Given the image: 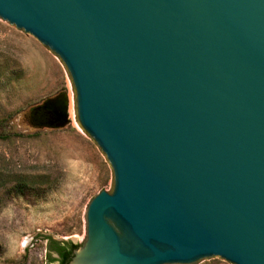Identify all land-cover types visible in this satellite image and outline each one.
I'll list each match as a JSON object with an SVG mask.
<instances>
[{"label":"water","instance_id":"1","mask_svg":"<svg viewBox=\"0 0 264 264\" xmlns=\"http://www.w3.org/2000/svg\"><path fill=\"white\" fill-rule=\"evenodd\" d=\"M0 19L61 60L113 170L66 264H264V0H0Z\"/></svg>","mask_w":264,"mask_h":264},{"label":"rangeland","instance_id":"2","mask_svg":"<svg viewBox=\"0 0 264 264\" xmlns=\"http://www.w3.org/2000/svg\"><path fill=\"white\" fill-rule=\"evenodd\" d=\"M60 93L66 121L44 105ZM113 182L104 153L78 123L61 60L0 19V264H59L54 251L47 256L49 239L81 246L88 203Z\"/></svg>","mask_w":264,"mask_h":264},{"label":"trees","instance_id":"3","mask_svg":"<svg viewBox=\"0 0 264 264\" xmlns=\"http://www.w3.org/2000/svg\"><path fill=\"white\" fill-rule=\"evenodd\" d=\"M17 184H22L24 185L25 183L19 179H15ZM48 238V237H47ZM49 239V238H48ZM77 247V244L71 243V242H58L56 240L53 239H49V243H48V258L49 260H53L51 257L50 252L51 251H57L59 254V264H66L67 261L70 259L71 256V251Z\"/></svg>","mask_w":264,"mask_h":264},{"label":"flooded vegetation","instance_id":"4","mask_svg":"<svg viewBox=\"0 0 264 264\" xmlns=\"http://www.w3.org/2000/svg\"><path fill=\"white\" fill-rule=\"evenodd\" d=\"M55 252V254L57 255V258H59V254H58V252L57 251H54ZM72 252V251H71Z\"/></svg>","mask_w":264,"mask_h":264},{"label":"bare ground","instance_id":"5","mask_svg":"<svg viewBox=\"0 0 264 264\" xmlns=\"http://www.w3.org/2000/svg\"><path fill=\"white\" fill-rule=\"evenodd\" d=\"M57 116V115H56ZM58 119V118H57Z\"/></svg>","mask_w":264,"mask_h":264}]
</instances>
